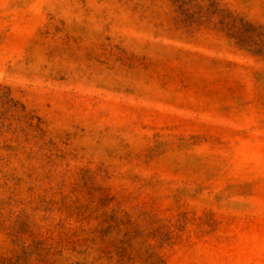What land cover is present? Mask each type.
Instances as JSON below:
<instances>
[{
	"label": "rangeland",
	"instance_id": "1",
	"mask_svg": "<svg viewBox=\"0 0 264 264\" xmlns=\"http://www.w3.org/2000/svg\"><path fill=\"white\" fill-rule=\"evenodd\" d=\"M0 264H264V0H0Z\"/></svg>",
	"mask_w": 264,
	"mask_h": 264
}]
</instances>
